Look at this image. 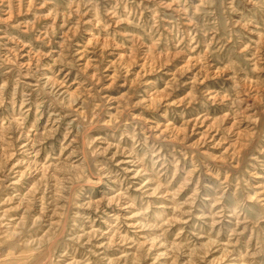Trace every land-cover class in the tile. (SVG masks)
<instances>
[{
	"label": "rangeland",
	"instance_id": "rangeland-1",
	"mask_svg": "<svg viewBox=\"0 0 264 264\" xmlns=\"http://www.w3.org/2000/svg\"><path fill=\"white\" fill-rule=\"evenodd\" d=\"M0 264H264V0H0Z\"/></svg>",
	"mask_w": 264,
	"mask_h": 264
}]
</instances>
